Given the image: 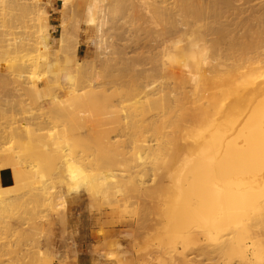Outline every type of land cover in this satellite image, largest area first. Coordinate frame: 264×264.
Returning <instances> with one entry per match:
<instances>
[{
	"label": "rangeland",
	"instance_id": "obj_1",
	"mask_svg": "<svg viewBox=\"0 0 264 264\" xmlns=\"http://www.w3.org/2000/svg\"><path fill=\"white\" fill-rule=\"evenodd\" d=\"M32 1L10 3L19 21L0 20V167L2 157L24 158L22 151L30 150L47 155L54 143L63 152L35 179L20 174L18 182L12 168H0V264H43L42 253L60 254L53 264H245L230 247L233 240L249 242L251 232L259 245L255 264H264V186L237 202L241 211L230 225L216 217L215 228L206 227L187 216L179 230L175 222L174 230H164L174 207L172 179L183 174L188 189L192 172L185 164H200L204 142L224 130L220 112L226 102L245 100L217 149L221 158L229 144V179L248 182L264 174V148L253 151L248 144L250 128L264 131V0H97L93 26L87 24L89 0H42L39 7ZM41 10L53 37L65 35L49 60L58 75L72 60L76 98L42 84L43 99L32 104L10 80L7 39L27 43L34 31L30 13ZM191 45L207 56L204 70L230 62L232 72L221 67L212 78L184 84L178 68L193 66L185 54ZM38 75L52 76L47 64L37 66ZM92 93L97 106L85 108ZM56 97L61 104H54ZM109 111L119 117L117 131L108 125L115 119ZM22 116L54 137L30 142L12 132L14 119ZM139 138L145 147L136 150ZM109 143L118 154L101 150ZM106 174L114 176L103 180ZM82 182L87 184L77 194L66 196ZM43 188L46 202L35 197ZM183 199L189 211L201 207L196 196Z\"/></svg>",
	"mask_w": 264,
	"mask_h": 264
},
{
	"label": "bare ground",
	"instance_id": "obj_2",
	"mask_svg": "<svg viewBox=\"0 0 264 264\" xmlns=\"http://www.w3.org/2000/svg\"><path fill=\"white\" fill-rule=\"evenodd\" d=\"M20 1L21 0H0V20L2 22L5 20L13 22L19 21V19H15V15L12 13V10L14 9L11 8L10 3L14 2L16 4L15 6H21ZM84 2L86 3L89 15L87 24L89 26H93L96 22L94 12L98 1L89 0ZM29 4L39 7L43 3L42 0H33ZM151 6L155 7L154 1L151 2ZM32 14L33 16H31L29 22H31L30 24L32 25L34 31L28 35L30 36L28 42L22 44L20 41L15 40V38L7 39V46H12V48H10L12 49L10 62L14 68V72L10 75V80L12 81L16 92H18L21 96L28 97L32 104H35L43 99L41 85L44 84L48 89L60 88L68 95L76 98L80 91L75 84V76L70 70V67H72V60L70 58L67 59L66 63L69 66L64 72H62L61 75H58L57 71L54 70L56 65L55 62H51L49 60L52 53L59 52V50L63 47L65 35L62 34V36L58 38L53 37L46 19L47 13L44 10H41L38 13L31 12L30 15ZM103 26L104 22L102 21L98 25L99 32H102ZM185 54H190L193 66H190L188 63H184L182 65L187 68L186 71L178 68L180 70L179 76L184 84L189 80L196 82L201 76L203 78H212L214 75H217L215 72L216 70H220L221 67H227L229 69L228 72L231 73L234 66L233 63L228 62L226 64H216L218 66L213 67V69H215L213 72L207 69L204 70L203 62L207 60V56L201 55V53L197 50V45H191L190 49ZM42 63L48 65V72L52 74L51 77L45 78L39 75L36 76L37 66ZM77 64L80 66V61H78ZM219 73H221V71ZM259 87H257V90ZM101 88L102 89L100 90L102 91L103 87ZM221 96L224 100L229 98L230 94L227 88L222 89ZM58 99V97L54 98V104H61V101ZM96 100L97 97L94 93H92L90 99L82 105L85 108L90 106L96 107ZM244 104L245 100L241 98H236L232 101L226 102L224 110L220 112V118L223 121L222 126L224 130L218 129L214 131L212 133V137L204 142L203 152L198 159L200 164L191 165L190 162L185 164L184 168H189V171L192 172V181L188 189H185V181L187 180V177H184L183 174L173 177L172 183L174 184L175 191L174 207L172 208V214L167 222V225H165L164 230H174L173 222H175V227L179 230L182 219L187 216H197L202 220V224L206 227L215 228V225L211 222L216 219V217H223L225 219V225H230L234 222L235 218L241 211L239 207H237V202L239 200H248L256 190L264 186V174L258 176L257 178L253 177L248 182H233L229 179L228 175L230 174V166L229 157L227 156L228 151H230L229 144L226 145V150L223 151V156L221 158L218 157V147H222L228 140H223V133H228L233 128L231 127L232 119L241 107L244 108ZM26 105L30 106V103H27ZM32 109L33 107L28 108V112L31 113ZM109 115L115 119L113 122L108 123V125L113 131H117L119 129V117H116V114L112 111H109ZM262 119H264V115ZM56 122V118H52V123ZM89 128V131L95 132V128L93 126L89 125ZM10 129L12 132H17L20 136L24 135L30 140V142H34L37 138L42 137L43 135H47L52 138L55 135L54 132L47 133L45 128L41 127L39 122H35L33 119L30 121L26 116L16 117L14 119L13 127ZM248 133L252 138V140H248L250 149H254L253 151L258 149V147L263 149L264 131H260V128L257 129L252 127L249 129ZM144 143L145 140L139 138L135 142L134 149L137 150L145 147ZM101 150L105 153L116 152L118 154V149H115V146L112 143L106 145L105 148H101ZM62 152L63 148L57 143H54V147L47 153V155L37 156V151H22L24 158H21V155L2 157L3 166L0 168H12L18 182L20 180V174L24 177L35 179L38 169L42 168L44 164L56 165V156H59ZM25 155L28 157H25ZM37 157L43 158L45 162L41 161V159ZM56 174L59 177L60 173L57 172ZM79 176L83 178L86 177L83 171L79 172ZM113 176L114 174H106L102 177V179L108 180ZM86 184L87 183L82 182L78 187L70 189L66 196L70 194H77L79 189L86 186ZM45 191L46 190L44 188L40 189L36 192L35 197L46 202L48 198H45ZM185 194L187 196L193 195L200 199L201 207L197 211H189L184 206L183 197ZM248 238L249 242H243L242 244L237 240H233L231 242L230 249L232 251L238 250L245 264H255L259 251L257 236L254 232H251L248 234ZM165 251L166 248L151 247L150 249V252H157L161 254ZM73 254L75 256L77 255L76 250H73ZM160 256L161 255H158L159 258ZM40 257L43 264H53L54 259H59L61 255L54 253L53 257L47 253H42Z\"/></svg>",
	"mask_w": 264,
	"mask_h": 264
},
{
	"label": "crops",
	"instance_id": "obj_3",
	"mask_svg": "<svg viewBox=\"0 0 264 264\" xmlns=\"http://www.w3.org/2000/svg\"><path fill=\"white\" fill-rule=\"evenodd\" d=\"M72 264H85V262L84 260L78 259L76 263H72Z\"/></svg>",
	"mask_w": 264,
	"mask_h": 264
}]
</instances>
